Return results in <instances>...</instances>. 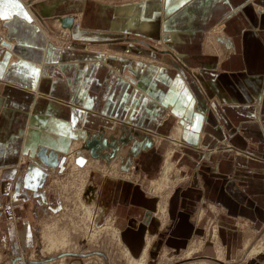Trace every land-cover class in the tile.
I'll return each mask as SVG.
<instances>
[{
    "label": "crops",
    "instance_id": "obj_1",
    "mask_svg": "<svg viewBox=\"0 0 264 264\" xmlns=\"http://www.w3.org/2000/svg\"><path fill=\"white\" fill-rule=\"evenodd\" d=\"M27 1L0 0V251L22 257L35 243L25 210L44 202L48 167L34 155L37 147L67 154L81 145L79 165H90V155L112 164L111 175L93 172L87 190L98 211L136 212L121 231L128 252L138 253L131 257L146 264L150 238L144 234L142 247V233L164 223L167 197L158 195L161 220L150 217L154 199L119 171L153 176L160 160L172 168L179 156L187 186L170 200L176 219L164 244L178 250L201 232L204 211L194 203L207 199L217 204L225 261L258 264L239 256L249 232L264 227V0H190L168 16L163 0ZM66 14L76 17L72 26L58 17L55 27L80 41L53 44L44 18ZM141 37L174 56L148 50ZM166 107L167 125L183 123L181 144L178 124L157 145L148 137L167 133L157 126ZM88 136L104 149L84 151Z\"/></svg>",
    "mask_w": 264,
    "mask_h": 264
},
{
    "label": "rangeland",
    "instance_id": "obj_2",
    "mask_svg": "<svg viewBox=\"0 0 264 264\" xmlns=\"http://www.w3.org/2000/svg\"><path fill=\"white\" fill-rule=\"evenodd\" d=\"M31 1L36 0H28L27 4L30 5ZM113 2H118V0H114ZM58 17H70L72 21L76 18L75 16L67 14L44 18L47 19L45 20L47 22L45 24H48L45 25V29L52 38L53 44L57 43L61 44V46H68L72 42H79L80 40L73 37L67 38L66 35L60 34L61 31L55 27V22L57 20L54 19ZM163 33L166 34L168 32L163 31ZM141 39L144 41L142 44L148 50L155 51L164 56H174L170 54L169 49L159 50L158 45L154 44V46L148 37H141ZM162 39H165L164 42L169 40L163 37ZM1 44L3 43L1 42L0 46ZM179 65L185 68L189 73L190 68L188 65L181 64L180 62ZM170 115H172L170 108L166 107L162 114V118H160L162 123L157 124L158 127L162 126V130L167 131L166 134L155 131L148 132V137L152 144L157 145L160 142L158 138H168L176 124L181 127V135L180 139H178V143L181 144L183 123L179 122L177 118L171 121L170 125H167V119ZM99 133L105 135L104 131L100 130L97 134ZM97 134L92 133L91 135L97 139ZM126 143L125 141L119 144L118 151H120V149L122 150L126 146ZM97 145L98 144L86 147L85 143H82V147L85 149L84 151L92 150L97 152V148H99ZM166 145L172 146L173 144L168 141ZM90 147H93V149H90ZM80 148L81 145L79 146V149ZM79 149L73 150L74 156L72 160L75 161L76 165L78 164L76 159H78L77 152ZM103 149L104 148H99L100 151ZM164 151L162 152L163 154ZM177 152L180 154L179 151ZM57 155V158L59 157V163L57 162L53 167H46V175L41 183L40 188L45 194L44 202H39L36 205H33L31 202V210L28 212L25 210V214L29 217L31 227L36 237L33 247L29 248L27 253L22 256L24 259L21 256L12 257L11 254L7 253L6 248L3 249V252L0 251V264H145L144 259H134L133 257H138V253H133L132 251L129 253L124 241L121 240V231L125 226L124 224L127 223L126 221L129 217H135L136 212L132 210L131 214H127L128 211L118 208L115 211L109 210L105 214H103L104 211L100 213L101 210L98 211L96 204L92 201V197L86 194L85 188H83V192L80 190L79 185H81L80 181L82 179L84 180V186L87 191V187L91 185L93 172H99L102 176H108L109 172L112 170V164L110 162H105L107 159L104 156L101 159H96V157L94 158L90 155L92 160H89V164L94 165H87L89 166L88 175L86 174L84 178H80L81 175L83 176L82 171H84L87 166L85 165V167L83 165V167L81 165L79 170H73V165L68 162V156L65 151H61ZM112 157L113 156H110L109 160ZM178 159L179 156H172L170 160L173 165L172 168L169 162L167 165H164L163 159L162 161L160 160L158 169L153 176L147 177L142 173V170L136 167L133 169L131 168V170L125 169L119 171V174L127 175L119 179H126V181L128 180L138 185L147 198L154 199L153 207L152 209L150 208L149 211L150 217L155 215L159 221L161 220L163 216L157 211L161 201L158 195H165L164 198L167 197L165 199L166 207L164 208V212H166V214L163 221L164 223L161 226L157 224V228H155L154 231L142 233V247L145 245L144 234L150 238L148 245H146L148 251L146 264H185L186 262H193V260L200 258L204 259V264H229L224 259L225 254H223V247L221 246L222 248H220L219 245V225L216 215V202L203 199V202L197 201L194 203L195 205L193 204L195 209H202L204 211L203 216H201L203 220L201 232L199 234L193 232L187 238L183 247L174 250L166 246L163 242V239L167 237L169 229L173 226L176 219V217L169 212L170 200L172 196L176 195V193L179 194V192L183 189L185 190L187 186L185 172L181 169L182 166L179 164ZM26 160L32 161L28 155ZM179 198L181 201L182 198L180 196ZM1 201L0 197V210L2 208ZM87 205L91 207V209L88 208L89 210H87L85 208ZM177 208L178 210L183 209L179 204H177ZM89 213H91V215H89ZM139 213H142V211ZM133 214H135V216H132ZM191 215L192 214L189 216L192 217ZM192 220L193 226H195L196 223L199 224L197 217ZM107 223H109L110 226H107ZM112 228H115V233L111 232L113 230ZM262 229L255 230L252 234L249 232L247 235L248 241L240 252V260L251 258L258 264H264V227ZM157 240H160V243L154 250V256H150L149 250L151 245ZM206 242L210 245L209 253L203 251ZM215 243L218 244L221 251L219 255H217L218 253L213 247ZM253 248L257 249L250 253ZM186 251L191 252L185 256ZM130 254L133 257H131Z\"/></svg>",
    "mask_w": 264,
    "mask_h": 264
},
{
    "label": "water",
    "instance_id": "obj_3",
    "mask_svg": "<svg viewBox=\"0 0 264 264\" xmlns=\"http://www.w3.org/2000/svg\"><path fill=\"white\" fill-rule=\"evenodd\" d=\"M188 1L190 0H163V15L168 16L169 14H173L175 11L182 8V5ZM59 22L61 26L65 27H71L73 24V21L70 17H60ZM162 37L167 38L165 35H162ZM84 143L86 147H89L90 145H95V140H93L92 136H88ZM90 149H93V147H90ZM34 155L40 160L42 164L46 166L53 167L58 162L57 154L53 150H47L43 146H38L34 152Z\"/></svg>",
    "mask_w": 264,
    "mask_h": 264
},
{
    "label": "bare ground",
    "instance_id": "obj_4",
    "mask_svg": "<svg viewBox=\"0 0 264 264\" xmlns=\"http://www.w3.org/2000/svg\"><path fill=\"white\" fill-rule=\"evenodd\" d=\"M67 156H68V162H70L72 165H73V170H79V168H80V166L81 165H76V163H75V161H73L72 160V158H73V156H74V151L73 150H71V151H69L67 154H66ZM75 163V164H74ZM76 165V166H75ZM83 172V176L81 175L80 176V178H84L85 176H86V174H87V172H88V170L85 168V170L84 171H82ZM88 175V174H87ZM109 175H111V171L109 172ZM89 180V179H88ZM87 180V181H88ZM80 184L81 185H79L80 186V190H81V192H83V188H85V192H86V194H87V191H86V187L84 186V180L82 179L81 181H80ZM87 190H88V187H87ZM87 210H89V209H91V207H89L88 205H87V207H85ZM89 208V209H88ZM89 215H91V213H89ZM107 226H110V224L109 223H107ZM113 230L111 231L112 233H115V228H112ZM118 238V237H117Z\"/></svg>",
    "mask_w": 264,
    "mask_h": 264
},
{
    "label": "snow or ice",
    "instance_id": "obj_5",
    "mask_svg": "<svg viewBox=\"0 0 264 264\" xmlns=\"http://www.w3.org/2000/svg\"><path fill=\"white\" fill-rule=\"evenodd\" d=\"M25 15V17H26V14H24ZM0 18H6V17H0Z\"/></svg>",
    "mask_w": 264,
    "mask_h": 264
}]
</instances>
